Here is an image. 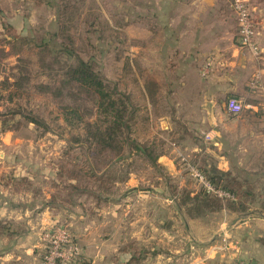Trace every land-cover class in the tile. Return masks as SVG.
Listing matches in <instances>:
<instances>
[{
	"label": "rangeland",
	"instance_id": "1",
	"mask_svg": "<svg viewBox=\"0 0 264 264\" xmlns=\"http://www.w3.org/2000/svg\"><path fill=\"white\" fill-rule=\"evenodd\" d=\"M4 3L9 4V0H0V6ZM15 5L20 10L34 8L23 37L32 38L35 44L46 40L52 53L42 60L36 49H25L15 58L7 52L9 49L5 50L8 55L0 52V81L7 78L11 83L27 72L21 89L30 96L27 110H40L51 130L22 122L0 133L1 188L13 192L16 186L9 177L28 176L32 187L19 193L41 201L61 191L50 207L60 219L55 225L67 226L80 248L74 264H192L194 259L181 253L189 248L191 235L199 233L200 227L190 226L186 220L210 217L211 213L191 208L193 197L202 190L190 176L188 166L206 167L210 160L206 154L192 152V147L179 146L178 155L173 157L175 173L158 162V156L172 147L156 115L173 109L183 99L168 97L171 91L166 82L148 80L145 71L149 66L144 64L141 50L132 57V45L142 47L144 36L129 32L132 18L127 15L126 0L12 2V7ZM61 44L85 60L93 59L105 85L110 90L115 88V98L121 97L125 109L131 112L127 143H122V132L124 135L113 141L114 148L94 152L82 125L52 121L62 105H77L84 120H97L103 126V115L93 95L75 84H61L63 69L75 63L74 57L59 52ZM55 57L58 64L53 62ZM134 143L149 156L136 150ZM208 147L207 142L199 146ZM242 149L247 150L243 152L245 159L250 152L258 160L264 159L261 146ZM73 172L87 184L75 183L69 176ZM261 183L264 185V179ZM69 184L79 185V190L71 192ZM220 222L215 218L216 229Z\"/></svg>",
	"mask_w": 264,
	"mask_h": 264
},
{
	"label": "crops",
	"instance_id": "2",
	"mask_svg": "<svg viewBox=\"0 0 264 264\" xmlns=\"http://www.w3.org/2000/svg\"><path fill=\"white\" fill-rule=\"evenodd\" d=\"M37 1L48 0H9L0 6V33L9 26L15 35L26 36L34 8L20 10L12 2ZM247 1L255 21L258 57L238 44L230 0H126L127 15L132 18L128 30L144 36L142 47L132 45V57L141 50L149 66L148 80L166 82L171 91L168 97L183 99L156 115L172 147L158 156V162L168 170L173 168L172 174L178 147L189 146L192 152L206 154L209 165L221 173L253 184L264 179V159L258 160L251 152L245 159L247 150L242 149L261 146L264 151V0ZM209 59L214 63L203 77L201 70ZM255 77L257 87L252 89ZM228 97L244 102L239 116L226 113ZM206 133H211L212 140L204 141ZM201 142L209 147L199 148ZM7 192L0 186V223L10 222L7 231L0 232V264H39L41 229L60 219L47 197L37 201L14 189ZM254 193L257 200L244 213L222 209L210 212V217L184 219L200 228L181 255L191 256L192 264H264V190L256 186ZM215 218L221 219L217 229ZM184 238L189 241L188 236Z\"/></svg>",
	"mask_w": 264,
	"mask_h": 264
},
{
	"label": "trees",
	"instance_id": "3",
	"mask_svg": "<svg viewBox=\"0 0 264 264\" xmlns=\"http://www.w3.org/2000/svg\"><path fill=\"white\" fill-rule=\"evenodd\" d=\"M8 37H11V39L8 40ZM28 38L29 37L26 38L15 35L11 27L5 26L3 27V33H0V52H5L6 49H9L7 52L9 54L11 52L13 53L10 54L11 56L17 57L18 53L25 51V49L31 51L36 49L37 54L41 56L42 60H45L46 54L52 53L48 48L46 40L42 39L39 44H35L34 42L32 43V38ZM59 52H63L68 57H74L75 60V63L68 65L63 69L61 84L63 86L75 84L85 92L93 95L94 104L97 106V109L101 111L100 114L103 115V126H99L97 120H84L80 107L77 105H62L61 110L52 117V121L55 120V123L59 121L64 125H82L83 128H85L86 133L89 135L91 145L94 147V152L114 148L113 141L117 136L118 138L120 137L119 134L124 135L122 132H125L122 143H127V132L129 130L127 121L131 112L128 109H125L121 97H114L116 93L115 88L114 90H110L109 87L105 85L99 71L96 69V64L93 62V59L88 58L85 60L79 57L64 44H61ZM53 60L54 63L58 64L56 57ZM16 61L19 63L22 62V60L18 59H16ZM42 67H45V65L42 64ZM26 75L27 72L24 75L19 74L11 83L7 78H3V80L0 81V133L9 131L13 126L21 125L22 122L42 128L44 131L51 130L45 115L42 114L40 110H27L29 109L28 100L30 99V96L22 93L25 91H21V89H24L25 87L22 82L27 81ZM21 100H25V102H22ZM87 113L89 114L90 112L87 111ZM46 115L48 116L50 114L47 113ZM8 124H11V126ZM134 146L136 150H141L149 156L145 149L139 148L135 143ZM197 169L211 186L230 194L232 198L220 199L216 196L205 193L201 189L202 191L193 197L194 203L191 207L192 210L195 208L197 210L203 208L208 212H218L222 209H226L232 212L236 211L244 213L247 210V205L252 204L257 200L254 193L257 185L251 183L249 180L232 177L228 173H221L212 165L198 167ZM69 176L73 178L75 183L78 182L81 186H84V183L87 184L78 172H73L69 174ZM9 180L12 185L14 184V187L16 186L15 190L18 192H20V189H25V187H27V190L32 187V184L27 177H9ZM257 184L260 185V189L264 190V185H261L262 183L260 181ZM79 185L69 184L67 187L70 188L71 192H75L79 190ZM60 192L61 191L52 195V199H48V202L50 204L54 203V199L60 196ZM63 201L66 203V198H64ZM58 203L61 204L60 202ZM7 225L9 224L0 223V232H6L8 229ZM56 225H60V223H57ZM41 253L42 252L39 254V261L43 257ZM130 256L133 258V255Z\"/></svg>",
	"mask_w": 264,
	"mask_h": 264
},
{
	"label": "built area",
	"instance_id": "4",
	"mask_svg": "<svg viewBox=\"0 0 264 264\" xmlns=\"http://www.w3.org/2000/svg\"><path fill=\"white\" fill-rule=\"evenodd\" d=\"M230 9L233 14L236 23V34L239 41V46L250 53L254 57H258L260 54L259 47L256 43L255 34V21L253 13L249 7L247 0H230ZM213 59H209L201 70L203 77L207 76L212 64ZM222 62V67H223ZM257 77H255L250 86L252 89L257 87ZM225 111L229 116L236 117L239 116L244 108L245 104L243 101L235 98L228 97L225 100ZM264 109V107H263ZM204 140H212L211 133L204 134ZM185 161V159H182ZM188 166V165H187ZM190 176L199 183L201 189L212 196H216L220 199L232 198V196L224 191L218 190L211 186L199 172L195 166H188ZM41 245L40 252L43 255L39 264H72L79 259L80 248L77 245L76 240L71 235L67 226L51 225L44 229L41 234ZM223 249L227 248V242L224 240ZM231 264H247L243 261H234Z\"/></svg>",
	"mask_w": 264,
	"mask_h": 264
}]
</instances>
